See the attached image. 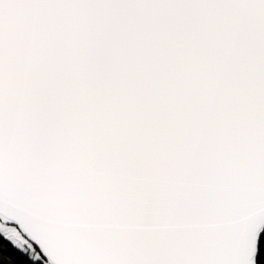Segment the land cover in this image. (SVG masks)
I'll return each mask as SVG.
<instances>
[{
    "label": "snow or ice",
    "instance_id": "obj_1",
    "mask_svg": "<svg viewBox=\"0 0 264 264\" xmlns=\"http://www.w3.org/2000/svg\"><path fill=\"white\" fill-rule=\"evenodd\" d=\"M3 264H264V0H0Z\"/></svg>",
    "mask_w": 264,
    "mask_h": 264
},
{
    "label": "trees",
    "instance_id": "obj_2",
    "mask_svg": "<svg viewBox=\"0 0 264 264\" xmlns=\"http://www.w3.org/2000/svg\"><path fill=\"white\" fill-rule=\"evenodd\" d=\"M0 264H3V261L2 260H0Z\"/></svg>",
    "mask_w": 264,
    "mask_h": 264
}]
</instances>
